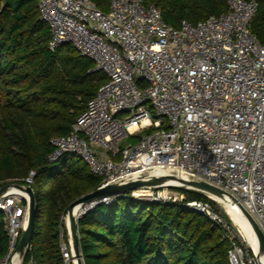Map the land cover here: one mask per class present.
<instances>
[{"label":"built area","instance_id":"2783aa9c","mask_svg":"<svg viewBox=\"0 0 264 264\" xmlns=\"http://www.w3.org/2000/svg\"><path fill=\"white\" fill-rule=\"evenodd\" d=\"M258 8V0H228L224 14L197 23L183 20L176 28L146 0H110L107 12L91 0H40L51 48L71 44L107 76L73 131L51 138L49 161L80 157L102 178L99 187L153 176L207 182L243 206L264 233V44L253 31ZM123 112L129 115L119 118ZM149 129L137 142L121 146ZM180 189L177 180L141 187L80 205L76 217L123 196L182 202L218 228L229 245L230 264H261L258 252L221 211L210 201H187ZM176 190L181 193H172ZM28 206L29 196L20 190L0 200L9 235L0 264H11ZM61 220L69 235L66 241L61 228L63 262L78 264L68 212Z\"/></svg>","mask_w":264,"mask_h":264},{"label":"trees","instance_id":"16d2710c","mask_svg":"<svg viewBox=\"0 0 264 264\" xmlns=\"http://www.w3.org/2000/svg\"><path fill=\"white\" fill-rule=\"evenodd\" d=\"M91 1L105 12L110 8V0ZM39 2L0 0V188L14 183L34 191L32 248L24 264L31 259L36 264H64L61 228L66 241L69 235L61 217L74 200L99 188L102 178L73 154L49 161L50 140L73 131L107 76L94 70L95 62L73 45L51 48V29L40 17ZM146 2L155 3L176 28L183 20L197 23L228 10V0ZM258 2L253 31L264 44V0ZM145 131L132 136L134 142ZM32 171L33 182L28 183ZM180 190L187 201H210L221 211L206 194ZM78 230L83 264H230L229 245L218 228L182 202L123 196L80 217ZM8 243L0 210V260L8 254Z\"/></svg>","mask_w":264,"mask_h":264},{"label":"water","instance_id":"95a60500","mask_svg":"<svg viewBox=\"0 0 264 264\" xmlns=\"http://www.w3.org/2000/svg\"><path fill=\"white\" fill-rule=\"evenodd\" d=\"M170 180H177L181 183V187L184 189L194 190L206 195H210L213 198L219 200L223 204L230 203L234 207L240 209L246 219L250 222L259 244L258 257L260 254L264 253V233L256 220L252 215L241 205L233 203L228 197L227 194L220 188L209 184L204 181H187L183 179L175 178L174 176H161V177H150L148 179H139V180H130L123 183H113L103 187H99L94 191H91L76 200H74L68 208V217H69V226H70V237L73 245L74 254L78 259V264H83V256L80 250L79 243V230H78V218L76 217L75 208L79 205L90 203L95 200H101L107 197L112 196H121L130 191L139 189L141 187L147 186H157L167 183ZM17 188L20 191H23L29 196V206H28V219L26 227L24 228L19 243L17 245L15 256L20 260L24 257L27 247L31 244V240L34 232V223H35V208L36 200L34 191L31 186H24L19 184H6L0 188V200L2 197L8 193L12 188ZM226 205V204H225ZM13 262L11 261V264ZM261 264H263L261 262Z\"/></svg>","mask_w":264,"mask_h":264},{"label":"rangeland","instance_id":"374dc122","mask_svg":"<svg viewBox=\"0 0 264 264\" xmlns=\"http://www.w3.org/2000/svg\"><path fill=\"white\" fill-rule=\"evenodd\" d=\"M129 115V113L128 112H123V113H120L119 115H118V117L119 118H122V119H124V118H126L127 116ZM146 132H147V130L145 131V133L144 134H146ZM134 139H135V137H129V138H127L125 141H123L122 142V144H121V146L123 147V146H125L126 144H128V143H132V142H134ZM11 184H14V183H11ZM179 192V194L181 193V191L180 190H176V191H174V192H172V193H174V194H176V193H178ZM218 204V206H219V208H220V210H221V212L223 213V214H225V215H227L228 216V218H229V220L232 222V224L237 228V229H239L240 231H241V233H242V237L244 238V240H245V242L247 243L248 242V240H247V238H246V236H245V232L241 229V227H240V225H245L246 224V221H245V218L242 216H240L241 214H240V210L237 208V207H234V206H232V208L231 207H229V206H225L222 202H218L217 203ZM234 212V213H233ZM234 214V215H233ZM70 239H71V237H70ZM249 243H251V242H248V244ZM253 245H254V243H253ZM16 254V253H15ZM15 254L13 253L12 254V256H11V258H10V260H9V263H11V261H13V256H15ZM25 256V255H24ZM261 256H262V259H264V253L263 254H261ZM18 260H20L19 258H18ZM22 260V262L24 263V257L21 259Z\"/></svg>","mask_w":264,"mask_h":264},{"label":"bare ground","instance_id":"6f19581e","mask_svg":"<svg viewBox=\"0 0 264 264\" xmlns=\"http://www.w3.org/2000/svg\"><path fill=\"white\" fill-rule=\"evenodd\" d=\"M11 191L12 192H18L19 190L17 189V188H12L11 189ZM227 206H229V207H231L232 208V206L233 205H231L230 203H225ZM79 209H80V206L78 205L76 208H75V210H74V212H78L79 211ZM240 210V209H239ZM234 213V212H233ZM240 216L242 217H244L245 218V216L243 215V213L240 211ZM234 215V214H233ZM245 221H246V224L245 225H240V227H241V229L245 232L244 234H245V236H246V238L248 239V241L249 242H251L250 244H251V246H252V248L256 251V252H259V244H258V239H257V236H256V234H255V232H254V230H253V228H252V226H251V224H250V222L245 218ZM253 243H254V245H253ZM260 258H261V261H262V263L264 264V259H262V256H261V254H260ZM13 263L12 264H17V262H18V259H17V257L16 256H13V261H12Z\"/></svg>","mask_w":264,"mask_h":264}]
</instances>
